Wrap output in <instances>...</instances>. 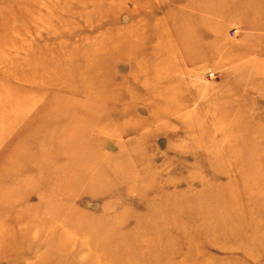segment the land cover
<instances>
[{"label":"rangeland","instance_id":"obj_1","mask_svg":"<svg viewBox=\"0 0 264 264\" xmlns=\"http://www.w3.org/2000/svg\"><path fill=\"white\" fill-rule=\"evenodd\" d=\"M0 264H264V0H0Z\"/></svg>","mask_w":264,"mask_h":264}]
</instances>
